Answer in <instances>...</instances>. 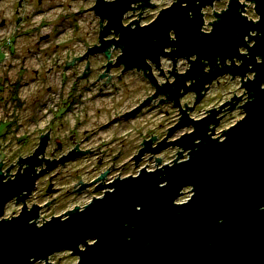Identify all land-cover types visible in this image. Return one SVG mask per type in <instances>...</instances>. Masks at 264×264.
Listing matches in <instances>:
<instances>
[{
    "label": "water",
    "instance_id": "obj_1",
    "mask_svg": "<svg viewBox=\"0 0 264 264\" xmlns=\"http://www.w3.org/2000/svg\"><path fill=\"white\" fill-rule=\"evenodd\" d=\"M137 1L147 0H97L95 13L109 20L100 37L114 29L122 47L118 64L127 69L146 70V59L158 63L161 55L173 64L186 59L188 68L172 72V82L160 85L147 74L156 91L140 107L166 95L180 112L168 136L183 127L193 130L149 150L157 153L176 144L181 150L172 164L105 184L110 190L102 197L41 225L33 221L36 208L23 207L8 219L3 214L9 200L25 192L24 200L33 190L47 136H41L32 154L18 158L26 166L14 178H9L11 166L3 170L0 161V264H54L49 256L65 250L77 255V264H264V0H248L254 3L256 20L243 14L245 2L229 0L208 32L202 31L201 10L217 0H176L146 26L121 27L122 15ZM107 46L95 45L88 52L104 50L109 56ZM168 47L172 50L167 52ZM247 73L253 77L245 80ZM226 74L240 77L249 99L244 116L218 139L211 125L218 123L221 108L234 107L233 100L194 119L188 112L192 107L180 99L193 92V105L198 104ZM184 152L189 157L180 160ZM185 187H190V197L177 202Z\"/></svg>",
    "mask_w": 264,
    "mask_h": 264
},
{
    "label": "flooded vegetation",
    "instance_id": "obj_2",
    "mask_svg": "<svg viewBox=\"0 0 264 264\" xmlns=\"http://www.w3.org/2000/svg\"><path fill=\"white\" fill-rule=\"evenodd\" d=\"M111 1L114 0H102V2ZM158 1L147 0L132 3L130 9L121 17V27L134 29L146 26L157 17L162 9L169 7L176 0H169L164 5ZM85 3L86 0H0V51L4 53V58L0 63H4L7 58L16 57L20 48L19 44H34L35 50L40 49L41 44H60L61 42H55L54 38H58L61 33L66 35L62 42L64 44H87L83 46L84 49L79 53V56H70L66 53L65 59L61 61L62 64L59 62L58 66L62 65L64 73L69 71L68 74H65L67 78L74 77L73 86L67 92L66 97L63 96L62 101L58 100L55 101V104L46 106L44 111H47L48 122L44 124L42 130L33 134L30 151L19 156L26 157L32 154L41 136H47L45 150L39 155L41 164L35 168V173L38 176L33 190L24 200H21L20 197L25 192L9 200L5 205L3 218L17 216L25 207L27 211L36 208L37 215L33 218L36 224H43L58 216L64 219L67 217V211L74 207L81 210L93 198L102 197L106 191L110 190V188L104 187L105 184L112 183L117 179L137 176L141 170L149 172L165 164H172L181 150L176 144H170L157 153H152L149 150L158 147L161 143L176 141L182 134L193 130L191 127L188 131L175 136L176 129L168 136L170 129L179 121L180 112L177 106H174L173 101L167 100L166 95L159 94L149 104L140 107L143 101L156 91L155 86L150 82L148 73L151 72L157 82L162 85L172 82L175 77L174 73L185 72L189 66L188 61L179 58L173 64L170 57L161 55L158 63L147 58L146 63L149 68L146 70L136 67L127 69L124 63L118 64V57L122 52V47L116 42L119 35L111 28L110 32L101 38V31L109 20L95 13L93 7L97 4V0ZM228 3L229 0H217L212 6L202 8V31L208 32L212 29V24L217 20L216 13L225 10ZM217 4L221 6L219 9L214 8ZM209 8L212 13L207 10ZM246 9L247 6H245V11ZM54 13L56 16L61 15V20L63 23L67 22V27H59V29L54 27ZM86 15L90 19L84 26L81 19ZM81 23L83 26L80 25ZM69 26L74 27L73 31L76 28L78 33L82 27H87L89 33H84L79 41H69L70 37L66 33ZM171 37H173L172 32ZM102 44H109L106 48L109 56L104 50L93 54L88 52L89 48ZM32 50L29 49L28 52L32 53ZM170 50H172L171 47L165 48L167 52ZM240 52L245 53L246 49L241 47ZM259 59L257 57V60ZM235 61L240 63L238 60ZM226 63L229 64L230 61L227 60ZM75 69L79 71H75ZM209 69V65L206 66L205 70ZM250 74L251 76L247 73L245 80L247 77H253V73ZM224 77L239 80V90L232 91L217 104L205 108L200 115L192 116L190 114L201 111L198 107L205 94L198 104L193 105L195 94L187 93L192 95V104H186V106L192 107L188 112L194 119L204 118L211 113V110H218L223 104L233 100L234 107L230 109L231 104H227L221 108L216 115V118H219L218 123L211 125L215 131L213 138L218 139L223 138V130L244 116L243 105L249 99L245 89L241 87L240 77L232 78L229 74L222 78ZM222 78L213 83H219ZM17 79L21 85V76ZM81 82H84V85L80 90L76 85L79 86ZM128 84L144 93L139 97L133 95L115 97L109 101V104L106 101L104 103L106 105L87 103L92 99H87V94L84 93L90 92L93 88L97 93L94 97L100 102L104 98H111L122 89H125V92L131 91V87L127 88ZM61 96L58 92L57 98L59 99ZM234 97L235 99H233ZM180 100L182 102V97ZM235 111H240L241 117L216 133V127ZM44 117L43 115L37 116L34 120L35 123L41 122ZM151 117L153 118L152 129L150 128ZM66 157L67 159L60 162ZM188 157L187 152H184L180 160ZM18 158L9 165L11 166L9 178H14L17 173H22L26 166L19 164ZM166 158L169 159L165 160ZM85 161H88L90 166H87ZM53 163L55 164L48 168ZM41 170L45 171L41 173ZM10 204H15L18 210L5 216V209Z\"/></svg>",
    "mask_w": 264,
    "mask_h": 264
},
{
    "label": "rangeland",
    "instance_id": "obj_3",
    "mask_svg": "<svg viewBox=\"0 0 264 264\" xmlns=\"http://www.w3.org/2000/svg\"><path fill=\"white\" fill-rule=\"evenodd\" d=\"M91 1L92 0H86L85 4L88 2L91 3ZM168 1L169 0H159L158 2L164 5V3ZM242 1L247 4L245 15H247L248 18L256 20L258 16L254 11V3L248 0ZM220 7V4H217L214 8L219 9ZM207 10H210V13H212L210 8ZM53 16L55 28L59 29V27H67V22L63 23L61 15L56 16V13H54ZM89 19L90 17L88 15L81 19L84 22V26L87 24ZM80 25L83 26V23ZM68 28L69 30L66 33L70 37L69 41L72 42H76V40L79 41L84 33H89L87 27H82L79 33L76 32V28L73 31V26H69ZM65 36L66 35L61 33L58 38H54V41L61 42L60 44H41V48L36 50L34 49V44H19L20 48L17 51V56L11 57L10 59L7 58L4 63H0V135H2L5 131L8 132L4 137L0 136V161L3 162V170H5V167L7 168L11 163L15 162L19 156H23L30 151L32 147L31 141L33 134L42 130L44 124L49 120L46 118L47 111H44L46 106L55 104V101L58 100L62 101L63 96L66 97L67 92L73 86L74 77L71 76L67 78L65 74H68L69 71L64 73L62 65H58L59 62L65 59L66 53L70 56H79V53L84 49L83 46H86L87 44H64L62 42H64ZM29 49H33L32 53L28 52ZM3 58L4 53L3 51H0V62ZM164 64L166 66V62ZM80 68L78 69L80 70ZM78 69H75V71ZM249 75L251 76L250 73ZM19 76H21L22 79L19 88V97L22 102L14 100L13 96L10 94L12 90L11 83L16 82ZM82 85H84V82L79 83V86L76 85L77 89H83ZM128 87H131V91L125 92V89H122L121 91L116 92L111 98H104L100 102L94 97L97 95L94 88L90 90V92L87 91L84 94H87V99H92V101L87 103H90V105H98L101 103L104 104L106 101L107 104H109V101H112L115 97H120L122 95H133L135 97H139V95L144 93H142V91H137L132 85L128 84L127 88ZM239 88V80H232L228 77L220 79L219 83L211 84L209 89L206 91L204 99L200 102L198 107L201 111H195L190 115H200L205 108L211 107L213 104H217L223 98L232 93V91H238ZM58 92L62 95L59 99L57 98ZM191 102V94H187L182 97L181 103L183 105L184 103L191 105ZM36 115L38 117L42 115L45 117L41 122L39 121L36 124L34 121L37 117ZM240 115V111L230 113L216 127V133L234 123L241 117ZM152 121L153 118L151 117V129L153 127ZM9 123H11V126L6 130L7 124ZM190 128L191 127H183L178 129L175 136H179L181 133L188 131ZM169 158H166L165 160H168ZM85 163L87 166H90L88 161H85ZM191 193L190 187L184 188L183 193L177 199V202L186 200ZM15 210H18V207L15 206V204H10L5 209V216L11 215ZM48 261L54 264H77L78 257L69 250H65L50 255ZM34 264H44V261H37Z\"/></svg>",
    "mask_w": 264,
    "mask_h": 264
},
{
    "label": "trees",
    "instance_id": "obj_4",
    "mask_svg": "<svg viewBox=\"0 0 264 264\" xmlns=\"http://www.w3.org/2000/svg\"><path fill=\"white\" fill-rule=\"evenodd\" d=\"M19 81H16V82H14V83H11V86H12V90H11V96H13V98H14V100H18V101H21L20 100V98H19V96H18V92H19ZM22 102V101H21ZM11 126V123H9V124H7V128H6V130L7 129H9V127ZM6 133H8V132H4L2 135H0V136H5V134Z\"/></svg>",
    "mask_w": 264,
    "mask_h": 264
},
{
    "label": "built area",
    "instance_id": "obj_5",
    "mask_svg": "<svg viewBox=\"0 0 264 264\" xmlns=\"http://www.w3.org/2000/svg\"><path fill=\"white\" fill-rule=\"evenodd\" d=\"M190 195H191V194H190ZM189 197H190V196H189ZM189 197H188V198H189ZM188 198H187V199H188ZM187 199H186V200H187ZM186 200H184V201H186ZM179 202H180V201H179ZM181 202H183V201H181Z\"/></svg>",
    "mask_w": 264,
    "mask_h": 264
}]
</instances>
